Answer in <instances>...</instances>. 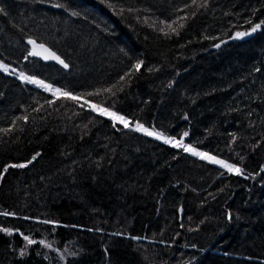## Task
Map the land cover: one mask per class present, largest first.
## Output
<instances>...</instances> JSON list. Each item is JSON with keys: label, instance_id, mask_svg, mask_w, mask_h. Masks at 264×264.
<instances>
[{"label": "trees", "instance_id": "1", "mask_svg": "<svg viewBox=\"0 0 264 264\" xmlns=\"http://www.w3.org/2000/svg\"><path fill=\"white\" fill-rule=\"evenodd\" d=\"M0 9L9 70H0V129H9L0 213H15L0 214L12 229L0 231V264H264V25L251 31L264 0H0ZM29 38L68 67L28 56ZM13 164L27 166L4 171Z\"/></svg>", "mask_w": 264, "mask_h": 264}, {"label": "snow or ice", "instance_id": "2", "mask_svg": "<svg viewBox=\"0 0 264 264\" xmlns=\"http://www.w3.org/2000/svg\"><path fill=\"white\" fill-rule=\"evenodd\" d=\"M105 2H106V0H101V3H105ZM192 4L196 5L197 7H205L207 5V0H200L199 3H197V0H192ZM53 6L54 7H63V5H60V4H55ZM107 6L112 8L114 11L116 10V5H114V4L109 3ZM185 6L189 7V5H185ZM0 11H2V9H0ZM119 11H120L121 14H123L125 9L123 7H121L119 9ZM127 11L131 12L133 10L131 8H129V9H127ZM72 14L73 15H78V13H72ZM193 15H195V12H193ZM249 23H250V21H249ZM261 25H264V21H261L259 24H254L252 26V28H251V31L255 32L257 29H259L261 27ZM183 26H184L183 24H180L181 28ZM167 27H168V29L170 30L171 33H176L177 32V29L175 27H173L172 24L167 25ZM160 31L163 32L164 29H161ZM168 34H169L168 32H165V35H168ZM246 35H249V33L248 32H238V33H236V38H239V37H242V36H246ZM27 42H28V44L33 46L32 47V51H30L28 53V56H40L42 54V52H43V53H46V55H44V57H43L45 60L54 59L57 62H59L60 64H63V66L65 68L68 67V65L63 60H61L60 57L57 56L55 52H52L51 50L46 48L44 44H42V43L41 44H37V42L35 40H33L32 38H29ZM217 47H219V45H217ZM28 56H26L25 59H28ZM142 64H143V61H138L135 65H133V68L135 70L139 71V69H140ZM0 69H3L4 71H7V66L2 64V63H0ZM20 75L27 82L38 84V85L44 87V89L46 91H51L53 96H56L57 94H59V95L65 97L67 99H71V100H78L79 99L78 95H73L71 92L61 91V89L53 88L51 85L45 84L43 81L37 80L35 77L25 76L23 73H21ZM125 75H129V73H126ZM124 78L125 77L122 76L120 78V80H124ZM115 87H116V85H113L112 88H105L103 90L97 89L94 92L83 93V94H80V95L96 96V95H99L101 93V91L112 93V89L115 88ZM49 103H51V101ZM85 103H88V101L86 100ZM90 107H91L92 111L99 112V114L102 115V116L110 117L114 121V124H113L114 127H115V122L116 121H119L120 123H122L124 125V127H128V125H129L128 120L124 116L119 115L116 112H112L109 109H107L105 107H101V106H99L97 104H91ZM17 119H25L26 120L27 117H17ZM135 130L136 131H143L146 135L155 136L156 139L164 138V142L165 143L172 144L174 147H182L185 152H190L192 155L198 156L201 159H206V160H208L211 163L219 164L221 167L227 169L229 172H235L237 174L240 173V169L236 165L230 164V163H226L223 160H218L215 156L209 155L207 153L200 152L196 148L192 147L191 145L183 144L182 140L176 141L174 138L170 139V138L163 137L162 133L156 132L155 130L149 131L147 128L144 127V125L139 124V123L136 124ZM0 131L7 132V131H9V129H0ZM184 135L187 136L188 133L185 132ZM38 155H39V153L36 154V156H38ZM36 156H33L32 159L35 160ZM27 163L30 164V163H32V161L29 160ZM26 166H27L26 164L8 165V166L5 167L4 171L7 172L8 167L23 168V167H26ZM0 176H2V173H0ZM0 214L5 215V216H14L15 215V213H11V212H4V213H0ZM25 219H28V218L25 217ZM42 223H54V222L48 221V220H44V221H42ZM0 231L5 232V233H7L9 235L12 234V229H9V228H0ZM24 240H26L29 245L36 242V241L30 239L26 235L24 236ZM40 243L44 244V241H40ZM45 246H50V245H45ZM23 254H24V252L22 251L21 255H23Z\"/></svg>", "mask_w": 264, "mask_h": 264}, {"label": "water", "instance_id": "3", "mask_svg": "<svg viewBox=\"0 0 264 264\" xmlns=\"http://www.w3.org/2000/svg\"><path fill=\"white\" fill-rule=\"evenodd\" d=\"M28 39H26L25 40V42H26V45L28 46V53L30 52V51H32V45H30V44H28ZM37 44H41L40 42H37ZM43 44V43H42ZM45 45V44H44ZM45 47L46 48H48L49 50H51L49 47H47L46 45H45ZM52 51V50H51ZM53 52V51H52ZM44 55H46V53H43L42 52V54L40 55V56H32V57H35V58H37V59H39V60H42L43 62H51V63H55V64H58V65H60L61 67H63V68H65L64 66H63V64H60L59 62H57L56 60H54V59H47V60H45L43 57H44ZM57 55V54H56ZM58 56V55H57ZM61 59V58H60ZM62 60V59H61Z\"/></svg>", "mask_w": 264, "mask_h": 264}, {"label": "rangeland", "instance_id": "4", "mask_svg": "<svg viewBox=\"0 0 264 264\" xmlns=\"http://www.w3.org/2000/svg\"><path fill=\"white\" fill-rule=\"evenodd\" d=\"M1 71H3L4 73H8L9 72V70H8V68H7V71H4L3 69H0ZM22 80H24L23 78H22ZM26 81V80H25ZM32 84H34V83H32ZM35 86H38V87H40L42 90H45L44 89V87H42V86H40V85H38V84H34ZM50 94H52V92L51 91H48ZM53 95V94H52ZM91 108V107H90ZM92 110V109H91ZM111 111V110H110ZM97 113H99V112H97ZM105 117H107L110 121H112L113 123H114V121L110 118V117H108V116H105ZM115 123H120L119 121H116ZM120 124H122V123H120ZM123 125V124H122ZM135 127H136V124H134V125H132L131 126V128H133V129H135ZM139 132H142V133H144L143 131H139ZM150 136V135H149ZM153 137H155V136H153ZM156 138V137H155ZM158 140H160V141H163L164 142V138H161V139H158ZM169 144V143H168ZM170 145H172V144H170ZM181 149H183L182 147H180ZM187 153H189V154H191L190 152H187ZM196 157H198V156H196ZM216 165H218V166H220L219 164H216ZM221 167V166H220ZM223 170H225V171H227V172H229L227 169H225V168H223V167H221Z\"/></svg>", "mask_w": 264, "mask_h": 264}]
</instances>
